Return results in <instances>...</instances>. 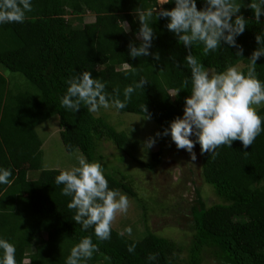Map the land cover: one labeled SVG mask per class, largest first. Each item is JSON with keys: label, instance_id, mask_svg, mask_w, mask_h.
Segmentation results:
<instances>
[{"label": "trees", "instance_id": "1", "mask_svg": "<svg viewBox=\"0 0 264 264\" xmlns=\"http://www.w3.org/2000/svg\"><path fill=\"white\" fill-rule=\"evenodd\" d=\"M241 2L247 5L251 0ZM196 3L200 10L205 0ZM174 6V0H169L158 9ZM32 7L23 23L0 24V68L18 73L35 91L34 96L26 90L11 91L0 75V168L12 171L11 183L0 184V239L15 246L17 264H66L72 247L85 236H91L99 248L87 264H206L205 259L213 264H264V124L247 149L233 141L230 148L216 149L215 155L201 154L200 145L195 144L199 182L208 187L200 191L209 192L215 202L204 205L198 191H193L187 242L155 235L145 227V220L144 234L137 240L111 228L110 239L100 241L93 228L85 231L75 223V210L67 207L71 197L61 195L63 185L55 183L60 171L39 167L41 141L34 127L55 116L64 152L77 150L92 162L100 159V144L108 143L139 168L154 171L160 160L158 149L147 162L136 160L123 151L122 132L93 117L83 104L76 113L62 107L61 98L66 81L84 71L106 82L110 98L118 90L121 100L124 89L144 77L148 84L133 92L125 109L112 108L143 116L140 105L144 103L157 132L162 133L182 116L184 101L191 94L187 50L167 29V19L153 17L155 39L149 51L158 54L159 60L151 55L129 56V42L139 45L137 10L156 7V0H32ZM240 14L248 20L245 32L237 37L243 60L225 44L208 55L202 44H194L191 54L206 68L222 72L240 63L246 72L247 60L258 47L255 36L264 34V17L258 23L247 7ZM121 21L130 25L128 32ZM124 63L137 71L125 68ZM256 63L258 79L264 82V57ZM185 78L189 85L182 87ZM177 88L181 92L175 96ZM257 111L264 120V104ZM33 171L36 174L28 179L27 173ZM114 172L104 171L109 189L134 198L132 179ZM131 245L135 248L130 253ZM150 254H157L156 259L149 260Z\"/></svg>", "mask_w": 264, "mask_h": 264}, {"label": "clouds", "instance_id": "2", "mask_svg": "<svg viewBox=\"0 0 264 264\" xmlns=\"http://www.w3.org/2000/svg\"><path fill=\"white\" fill-rule=\"evenodd\" d=\"M169 0H160V4ZM171 10L150 7L137 10L139 30L137 46L129 42L128 50L131 58L153 56L159 60L158 54L149 51L155 39V30L151 26L152 19L165 18L167 29L173 33L187 50L186 63L191 73V94L184 101L183 116L175 118L162 133L149 137L144 142V148L150 149L160 136H170L177 149H183L190 155L192 161L197 159L193 151L195 144L200 145L201 154H217L216 149L222 145L231 147L233 141H240L245 149L249 148L262 131V120L258 114V106L264 104V82L258 79L257 60L264 57V34L255 36L258 47L248 58L246 72L240 65H230L222 72L208 69L198 58L191 54L194 44L203 45L204 55L215 52L222 44L235 48L236 57L243 60V48L237 44V37L247 28L248 20L240 14L242 7L252 10L253 18L259 23L264 17V0H251L244 5L241 0H205L204 7L197 8L196 0H174ZM33 11L32 0H0V24L23 23L26 14ZM124 31L130 30L127 21H121ZM180 67V64L176 65ZM124 67L136 72L130 64ZM66 94L61 98V106L73 113L85 105L89 112L96 113L101 108L114 107L125 109L136 89H143L148 84L141 77L134 85L124 89V99L118 98V90L111 98L106 91V82L94 79L90 71L70 77L67 81ZM189 85L185 78L182 87ZM177 96L181 89L174 90ZM144 120H150L146 105H140ZM133 131V129H131ZM130 131V132H131ZM196 137L193 141L190 137ZM247 153V152H245ZM12 171L10 168H0V184H10ZM57 185H63L61 195L71 197L69 209L75 210L73 220L80 224L83 230L93 228L95 236L100 241L110 239L111 227L117 214L126 213L129 199L119 190L109 189L101 163L92 161L80 155L78 166L60 171L55 177ZM125 231L131 234L132 229ZM131 245L128 251H134ZM0 250L3 257L0 264H17L16 248L5 239H0ZM98 245L93 243L91 236L83 237L72 247L66 264H87ZM157 254H150L148 259H156ZM108 259V257H105Z\"/></svg>", "mask_w": 264, "mask_h": 264}, {"label": "rangeland", "instance_id": "3", "mask_svg": "<svg viewBox=\"0 0 264 264\" xmlns=\"http://www.w3.org/2000/svg\"><path fill=\"white\" fill-rule=\"evenodd\" d=\"M160 5V0H156V7L159 8ZM0 75L5 79L9 90H26L29 94L35 95L32 87L18 73L0 68ZM90 114L93 117H100L115 131L122 132L125 137L122 149L136 160L147 162L151 152L157 149L160 151V160L156 168L154 171L146 172L128 157L117 152L110 144L103 143L98 147L100 159L92 161L101 163L104 171L113 170L118 174L123 172L127 174L132 179L135 194L134 198L127 195L128 211L117 214L111 228L128 239L137 240L144 234L145 220V227L155 235L181 244L187 242L190 231L189 208L193 205V191H198L204 205L215 202L209 192L204 195L207 186L205 184L202 186L199 182L196 150L193 149L197 159L192 161L187 151L177 149L170 136H164L162 140L156 138L155 145L145 149L144 142L149 137L155 138V134L158 133L151 120H144L141 115L118 113L112 107L101 108L98 112H90ZM34 133L41 141L40 169L62 171L78 166V157L81 154L77 150L69 153L63 151L57 136L55 116L36 125ZM35 174V171L29 172L27 178L31 179ZM201 187L204 191H200ZM128 227L132 229L131 234L125 231ZM205 263L212 262L205 259Z\"/></svg>", "mask_w": 264, "mask_h": 264}]
</instances>
